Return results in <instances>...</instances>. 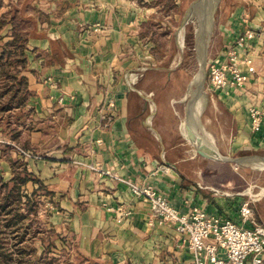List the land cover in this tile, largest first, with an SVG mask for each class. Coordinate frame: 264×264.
I'll return each mask as SVG.
<instances>
[{
    "label": "crops",
    "instance_id": "crops-1",
    "mask_svg": "<svg viewBox=\"0 0 264 264\" xmlns=\"http://www.w3.org/2000/svg\"><path fill=\"white\" fill-rule=\"evenodd\" d=\"M34 7L38 13L25 51L31 71L24 72L32 94L20 110L30 118L20 119L17 130L26 148L43 144L50 157L22 161L53 193L51 228L75 234L82 253L116 257L118 264H191V253L178 245L172 226L158 224L148 203L134 198L123 182L154 185L181 212L197 204L235 217L229 198L213 203L192 190L177 165L184 151L173 101L187 91L189 77L182 69L158 67L151 55L142 58L138 52L147 38L140 31L151 8L137 0H36ZM220 28L209 59L220 57L243 31L256 32L255 73L240 88L213 93L237 135L243 132V142L252 145L254 139L264 147V0H234ZM255 101L263 123L259 133L251 134L248 108ZM108 102L114 106L107 107ZM101 106L111 113L102 127ZM48 117L54 125L50 135L44 128ZM10 159L19 158L0 148L7 179ZM82 162L96 163L98 169ZM168 164L170 169L161 168ZM119 207L131 211L122 222L116 221Z\"/></svg>",
    "mask_w": 264,
    "mask_h": 264
},
{
    "label": "rangeland",
    "instance_id": "rangeland-1",
    "mask_svg": "<svg viewBox=\"0 0 264 264\" xmlns=\"http://www.w3.org/2000/svg\"><path fill=\"white\" fill-rule=\"evenodd\" d=\"M2 1L5 6L1 8V12L10 9V2L13 11L16 7L21 11L22 15L17 14V18L21 16L23 19L19 32L30 35L33 18L37 15L34 7L36 0ZM233 1L205 0L203 3L201 0H137L140 6L151 8L140 31L141 37L147 38L141 41L138 52H142V58L151 55L158 67L182 69L188 74L190 82L199 70L198 55L206 50L207 60L212 57L215 44L221 37L220 24L225 22L226 16L231 11ZM191 9L197 11L189 14ZM188 14L189 22L187 21ZM17 20L20 22V19ZM9 27L10 25L5 26L0 31V36L9 34L7 32ZM207 71L206 67L203 92L207 101L200 121L208 139L217 148L218 154L223 156L250 154L264 156V147L258 145L254 139L252 145L243 142L242 129L237 135V130L232 127L231 116L225 111L223 103L209 87ZM177 79V84H179L182 78L178 77ZM2 88L3 85L0 83V90ZM178 95L173 104L178 112L177 128L180 132L179 139L184 153L178 158L177 165L187 175L185 184L191 185L192 190L195 189L202 196L212 200L213 203H223L229 198L232 202L230 206H237L242 201H248L256 222L264 226V168L256 165L240 166L223 162L212 156L211 151L209 155L212 157L204 156L198 149L206 151L208 148L196 141L194 134L198 130L193 131V126L192 129L188 130L185 124L187 101L184 100V96L186 91ZM6 100V97L2 98L0 105L4 104ZM255 102L253 106L260 108L257 101ZM22 118L24 121L26 118H30V113L16 109L0 112L1 151H13L20 160L28 158L34 160L49 159L50 157L42 151L45 148L43 144L28 149L23 144V139L18 138L17 126ZM44 121V128L50 135L54 130V125L49 117ZM251 134L249 133V137L253 138L254 136ZM80 164L88 168L87 164H83V162ZM0 177L8 180L9 176L0 168ZM36 187L37 185L33 186L28 183L24 191L30 194ZM33 199L34 201L30 204L32 210L29 211L23 223L26 228L29 226L26 233L28 242L24 243L27 250L35 249V256L46 251L47 261L54 258L49 264H118L116 257L102 258L82 253L78 248V237L75 234L70 231L58 232L51 228L50 217L53 212H56L51 202L52 197L39 192V195ZM27 208V205H23L19 212L26 213ZM5 218L6 216L1 214L0 225L5 223ZM64 226L67 227L65 224ZM10 237L9 230L0 226V246L8 249L12 244ZM50 241L54 245L47 248Z\"/></svg>",
    "mask_w": 264,
    "mask_h": 264
},
{
    "label": "built area",
    "instance_id": "built-area-1",
    "mask_svg": "<svg viewBox=\"0 0 264 264\" xmlns=\"http://www.w3.org/2000/svg\"><path fill=\"white\" fill-rule=\"evenodd\" d=\"M256 32L247 29L236 36L220 57L206 62L207 79L213 91H228L240 88L255 73L252 43ZM108 102L107 107H113ZM104 106L98 109L99 126L111 120V113ZM263 112L257 106L248 108V127L257 134L262 129ZM97 143L100 139L96 140ZM98 169V164H87ZM172 165H162L170 169ZM134 198L145 200L152 217L158 224L172 226L178 245L186 248L192 256L191 264H262L264 255V226L257 223L248 201L235 206V217L210 212L194 204L186 212L173 206L169 199L152 184H136L123 180ZM109 210L113 208L109 207ZM117 222L130 217L129 209L117 208Z\"/></svg>",
    "mask_w": 264,
    "mask_h": 264
},
{
    "label": "trees",
    "instance_id": "trees-1",
    "mask_svg": "<svg viewBox=\"0 0 264 264\" xmlns=\"http://www.w3.org/2000/svg\"><path fill=\"white\" fill-rule=\"evenodd\" d=\"M8 5V4H7ZM5 6L0 0V10ZM6 9L0 13V31L7 25L9 34L0 36V83L3 88L0 90V100L6 97V102L0 105V112L21 110L29 96L32 94L28 88V78L24 74L29 69V62L26 55L27 41L29 35L19 32L21 16L17 14L21 11L16 7L12 10ZM38 13V10L35 9ZM20 19V22L17 20ZM11 178L4 180L0 177V216H6L5 223L0 225L9 230L11 235V246L6 249L0 246V264H49L54 258L47 261L46 251L39 256H35L36 250H27L24 243L28 242L26 237L27 229L23 224L30 210V204L34 201L33 197L43 192V195L51 197L53 193L28 171L26 162L19 159H10ZM37 185L30 194L24 191L27 183ZM23 205H27L26 213H20ZM53 229V228H52ZM31 238V237H30ZM53 242L47 244V248L53 246Z\"/></svg>",
    "mask_w": 264,
    "mask_h": 264
},
{
    "label": "water",
    "instance_id": "water-1",
    "mask_svg": "<svg viewBox=\"0 0 264 264\" xmlns=\"http://www.w3.org/2000/svg\"><path fill=\"white\" fill-rule=\"evenodd\" d=\"M205 0H201V2L204 3ZM195 8V7H194ZM191 11H197V10H190L189 14ZM188 14V16H189ZM198 59H199V70L198 72L193 76V78L190 80L187 91H186V95L184 96V100L187 101L186 104V115L185 118L188 121L191 115V112L193 110L195 101L198 97V95L200 94V92H203V80L205 77V68H206V62H207V57H206V50L204 53L198 55ZM200 59H202L200 61ZM203 71V78L200 80V72ZM194 137L196 139V141L200 142L204 139V135L200 134V133H195ZM205 140V139H204ZM204 156L207 157H212L211 155H209L210 150H202V149H198ZM217 158V157H216ZM218 159L222 160L223 162H229L235 165H256L259 166L261 168H264V156H259V155H255V154H250V155H242V156H223L220 155L218 157Z\"/></svg>",
    "mask_w": 264,
    "mask_h": 264
},
{
    "label": "bare ground",
    "instance_id": "bare-ground-1",
    "mask_svg": "<svg viewBox=\"0 0 264 264\" xmlns=\"http://www.w3.org/2000/svg\"><path fill=\"white\" fill-rule=\"evenodd\" d=\"M187 21H188V18H187ZM201 75L203 76V71L200 72V75H199V77H201L200 80L203 78ZM206 101H207L206 95L204 94V92H200V94L198 95V97L195 101V104H194L193 110L191 112L190 118L188 121L186 120L185 124H186L188 130L192 129L191 127L193 126L194 127L193 131L196 132L198 130V133L204 135L205 140L203 139L202 141H200V143L204 147L208 148L211 151L212 156L218 158L220 155L217 152V148H215L212 145V143L210 142V140L208 139L207 135L204 132V128L202 126V123L200 121V116L204 110V107L206 105ZM192 118L196 119V120H194L195 122L193 121ZM192 123H193V125H192Z\"/></svg>",
    "mask_w": 264,
    "mask_h": 264
}]
</instances>
